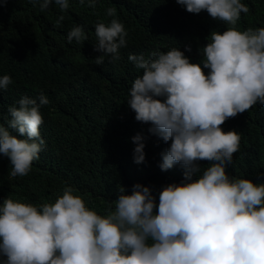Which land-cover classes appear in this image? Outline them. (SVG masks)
I'll list each match as a JSON object with an SVG mask.
<instances>
[{
    "label": "clouds",
    "instance_id": "clouds-1",
    "mask_svg": "<svg viewBox=\"0 0 264 264\" xmlns=\"http://www.w3.org/2000/svg\"><path fill=\"white\" fill-rule=\"evenodd\" d=\"M31 2L41 11L52 3L61 13L71 8L69 0ZM85 2L96 6V0ZM103 4L104 14L89 18V26L72 27L65 39L82 47L95 44L103 53L95 58L97 65L108 57L143 70L130 88L128 105L137 121L151 125L149 132L171 142L160 166L182 165L183 181L160 191L158 208L149 186L136 183L131 194L119 187L106 215L89 209L71 186L54 203L40 206L8 197L0 204L3 264H264V183L229 176L226 168L240 135L221 127L257 102L264 104V27H236L241 13L249 11L241 0ZM182 6L190 13L206 10L229 25L208 37L203 61L186 57L176 41L160 50L161 35ZM64 19L60 15L56 26ZM11 83L9 75L0 76V89ZM48 103L41 93L9 106L7 127L0 124V154L10 160V178L28 175L39 158L45 145L40 107ZM132 139L134 162L143 163L144 137L138 133ZM202 160L211 162L204 170L197 163Z\"/></svg>",
    "mask_w": 264,
    "mask_h": 264
},
{
    "label": "trees",
    "instance_id": "trees-1",
    "mask_svg": "<svg viewBox=\"0 0 264 264\" xmlns=\"http://www.w3.org/2000/svg\"><path fill=\"white\" fill-rule=\"evenodd\" d=\"M103 2L96 0L93 9L85 0L83 4L69 0L71 8L61 13L55 3L41 11L31 0H0V76L12 78L6 89H0V124L7 127L9 106L24 96L37 98L44 93L49 100L40 107V133L45 145L28 175L10 178V160L0 154V204L8 197L35 206L54 203L64 188L71 186L89 209L106 215L119 196V187L131 194L136 183L149 186L158 208L160 191L183 181L182 165L168 170L160 166L171 142L149 132L151 125L137 121L128 105L130 88L143 70L134 63H112L108 57L97 65L95 58L103 53L95 50V44L82 47L67 41L72 27L81 23L89 26V18L106 12ZM241 2L249 11L241 13L236 27L241 31L264 27V0ZM60 15L65 19L57 27ZM228 27L206 10L196 14L182 6L163 31L160 50L166 52L176 41L175 48L186 57L203 61L201 51L209 43L208 37ZM140 54L151 57L147 52ZM221 127L240 135L239 149L226 168L229 176L264 183V104L257 102ZM138 133L144 137L146 153L140 164L134 162L136 144L132 139ZM197 163L204 170L211 162ZM6 259L0 256V264Z\"/></svg>",
    "mask_w": 264,
    "mask_h": 264
}]
</instances>
